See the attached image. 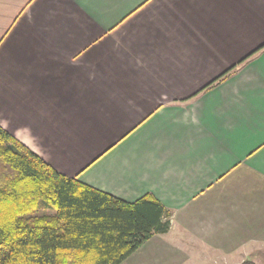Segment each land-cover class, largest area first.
Listing matches in <instances>:
<instances>
[{"label": "crops", "instance_id": "crops-1", "mask_svg": "<svg viewBox=\"0 0 264 264\" xmlns=\"http://www.w3.org/2000/svg\"><path fill=\"white\" fill-rule=\"evenodd\" d=\"M263 44L264 0H0V125L115 197L153 194L171 226L148 241L180 261H245L264 248Z\"/></svg>", "mask_w": 264, "mask_h": 264}, {"label": "trees", "instance_id": "trees-1", "mask_svg": "<svg viewBox=\"0 0 264 264\" xmlns=\"http://www.w3.org/2000/svg\"><path fill=\"white\" fill-rule=\"evenodd\" d=\"M171 216L151 193L128 202L60 172L0 125V264H121Z\"/></svg>", "mask_w": 264, "mask_h": 264}, {"label": "rangeland", "instance_id": "rangeland-1", "mask_svg": "<svg viewBox=\"0 0 264 264\" xmlns=\"http://www.w3.org/2000/svg\"><path fill=\"white\" fill-rule=\"evenodd\" d=\"M158 236L160 238L156 237L146 242L121 264H242L244 261H241L239 257L243 256V254L247 251L243 248H238L234 251L230 258H228L229 262L226 259H223V261L220 262H214V258L195 257L200 249L196 247L193 248V253H191V256L188 257L187 261H180L183 257V252L191 251V248L182 246L170 247L172 251L178 250L179 253L177 255L175 253L168 254V250L170 248L168 243H166V237H164V235ZM201 250H203V248H201ZM253 251L254 252L251 256L246 257L245 255V259H254L256 262L254 263L251 261L253 264H264V248H254ZM237 259H239L240 262H234Z\"/></svg>", "mask_w": 264, "mask_h": 264}]
</instances>
